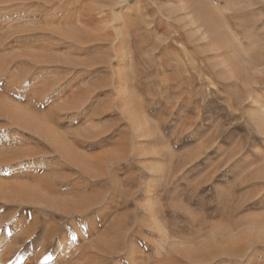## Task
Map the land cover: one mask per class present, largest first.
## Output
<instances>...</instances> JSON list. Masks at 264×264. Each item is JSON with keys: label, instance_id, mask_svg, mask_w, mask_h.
<instances>
[{"label": "rangeland", "instance_id": "obj_1", "mask_svg": "<svg viewBox=\"0 0 264 264\" xmlns=\"http://www.w3.org/2000/svg\"><path fill=\"white\" fill-rule=\"evenodd\" d=\"M0 158V264H264V0H0Z\"/></svg>", "mask_w": 264, "mask_h": 264}, {"label": "bare ground", "instance_id": "obj_2", "mask_svg": "<svg viewBox=\"0 0 264 264\" xmlns=\"http://www.w3.org/2000/svg\"><path fill=\"white\" fill-rule=\"evenodd\" d=\"M210 16V15H209ZM219 18V17H218ZM217 23V22H216ZM208 25H209V23H208ZM197 58V57H196ZM192 70V69H191ZM187 71V70H186ZM190 72V71H189ZM16 119V118H15ZM14 119V120H15ZM54 145V144H53ZM61 145V144H60ZM59 147H63V145H61V146H59ZM37 148V147H36ZM33 149V148H32ZM27 150V149H26ZM63 150L66 152V153H71L70 151L71 150H69V149H67V148H65V147H63ZM28 152H29V150H28ZM33 151H31V153H32ZM40 152V151H39ZM19 153V152H18ZM32 154H34V153H32ZM36 154H37V152H36ZM20 155V154H19ZM27 155L28 154H26L25 156H26V158H27ZM50 155H52V154H50ZM31 156V158L34 156H32V155H30ZM42 156V155H41ZM48 156V155H47ZM53 156V155H52ZM2 157V156H1ZM68 157V156H67ZM70 157H72V159H73V161L70 159ZM78 156H74L73 154H72V156H69L68 158L72 161V162H75V163H77L78 162V158H77ZM1 159V158H0ZM34 160H35V158H34ZM39 160V159H38ZM19 161H21V160H19ZM1 162H2V160H1ZM23 163V162H22ZM35 163V162H34ZM40 163V162H39ZM35 164H37V163H35ZM21 165V164H20ZM13 168V167H12ZM82 170V169H81ZM82 172V171H81ZM25 173H28V172H25ZM15 174V173H14ZM31 174V173H30ZM83 174V173H82ZM29 175V174H28ZM52 176V175H51ZM4 177V176H3ZM24 177V176H23ZM33 177V176H32ZM16 178V177H15ZM18 178V177H17ZM17 178H16V180H17ZM59 180V179H58ZM13 181H15V179L13 180ZM18 181H20V180H18ZM18 181H16V182H18ZM49 181V180H48ZM22 182V181H21ZM24 182V181H23ZM36 183V182H35ZM49 183V182H48ZM11 184V183H10ZM10 184H9V186H10ZM19 184H21V183H19ZM25 184V183H24ZM50 184V183H49ZM15 185V184H14ZM13 185V186H14ZM23 185V184H22ZM33 186H34V184H32ZM41 185H42V183H41ZM40 185V186H41ZM20 186V185H19ZM31 186V185H30ZM29 186V187H30ZM15 187V186H14ZM16 187H17V185H16ZM48 187H49V185H48ZM65 187V186H64ZM13 188V187H12ZM32 188V187H31ZM31 188H29V189H31ZM36 188V187H35ZM35 188H32L33 190H35ZM41 188V187H40ZM39 188V189H40ZM4 189V188H3ZM11 189V188H10ZM31 189V190H32ZM42 189V188H41ZM40 189V191H42ZM25 190V189H24ZM37 191H39V190H37ZM36 191V192H37ZM54 191V190H53ZM64 191V190H63ZM7 192V191H6ZM18 192V191H17ZM16 192V190H15V193H17ZM3 193V192H2ZM13 193V192H12ZM31 193V192H30ZM58 193V192H57ZM37 194V193H36ZM36 194H29V193H24L23 195H21V196H19V198H21V204L19 205V208H21V209H23V208H25V206H29V205H33V204H35L36 202H37V200H38V198L40 199V197H36ZM39 194V193H38ZM56 194V193H55ZM43 195V194H42ZM58 195V194H57ZM24 197H28V199H27V201H24L23 199H24ZM45 198V197H44ZM51 198V197H50ZM52 200V199H51ZM37 204V203H36ZM37 206H38V204H37ZM39 206H40V203H39ZM42 207V206H41ZM27 209H29V208H27ZM38 209V208H37ZM36 209V210H37ZM8 210H10V209H8ZM15 211H13L12 212V215L14 216V214H18L19 213V211L20 210H16V209H14ZM24 210V209H23ZM33 210H34V208H33ZM43 210V209H42ZM44 212V211H43ZM42 213V212H41ZM33 214V213H32ZM52 214V213H51ZM68 215V214H67ZM36 221L38 222L39 220L38 219H36ZM45 229V228H44ZM47 233V232H46ZM33 235H35L36 236V229L34 230V229H32L31 230V232H26V234H25V236H26V238L28 239L29 237H31V236H33ZM38 237V236H37ZM53 236H51V238H52ZM36 238V237H35ZM31 240V239H30ZM30 240H29V242H30ZM36 240V239H35ZM34 240V241H35ZM33 241V240H32ZM33 241V242H34ZM37 242V241H36ZM32 244V243H31ZM33 245V244H32ZM31 245V246H32ZM10 248V247H9ZM14 249V250H13ZM16 250H15V248L14 247H11V249H9L8 250V252H7V255L5 254V256H7L8 258L9 257H11L13 254H14V252H15ZM42 252V251H41Z\"/></svg>", "mask_w": 264, "mask_h": 264}]
</instances>
